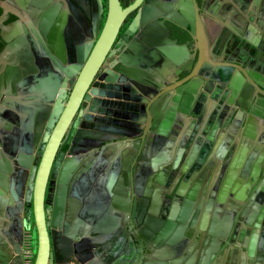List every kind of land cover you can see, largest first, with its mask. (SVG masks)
I'll list each match as a JSON object with an SVG mask.
<instances>
[{
  "label": "flooded vegetation",
  "instance_id": "flooded-vegetation-1",
  "mask_svg": "<svg viewBox=\"0 0 264 264\" xmlns=\"http://www.w3.org/2000/svg\"><path fill=\"white\" fill-rule=\"evenodd\" d=\"M20 1L8 0L11 12L2 27L18 18L15 11L24 12ZM121 2L124 7L136 4L93 76L60 147L68 146L64 151L68 157L73 139L84 136L78 134L82 130L91 132L84 138L101 142L98 147L120 140L139 142L137 150L126 146L124 152L116 150V145L108 146L101 158L90 150L94 144L79 143L88 148L79 150L85 154L80 169L98 163L95 173L87 176L90 190L81 198L92 200L98 210L106 197L105 178L111 177L110 171L123 153L131 158L134 155L131 164L139 172L130 179L129 216L127 223L122 217L114 231L90 236L92 240L77 253L83 263L74 254L60 262L54 258L53 264H264V249L259 247L264 246V103L256 104L244 88L230 86L236 70L248 73L247 77L255 73L264 83V0H195L203 22L194 32L190 25L182 27L168 18L175 16L174 11L182 16L184 10L194 11L189 0ZM145 5L162 13L158 19L167 28L158 31L160 41L156 44L149 42L147 25L129 29L131 19ZM95 6L97 22L100 14L103 16L96 27L102 29L109 0H96ZM23 25L0 29L2 50L7 45L2 31L11 41L28 36L27 43L0 61V75L9 66L22 67L20 54L30 49L29 45L44 55L40 35L32 30L37 24ZM175 44L189 49V56L180 62ZM225 66L234 71L227 73ZM147 75L155 81L147 84ZM195 78L199 84L191 91L186 85L196 83ZM67 90L70 94L71 89ZM192 97L195 100L190 103ZM155 108L160 109L156 123ZM0 115L3 140L7 132L17 139L19 131L7 129L3 110ZM251 115L254 117L249 118ZM43 152H35L33 165H39ZM3 153L11 162L12 173L5 180L7 190L1 189L10 197L20 180L13 141ZM258 158L261 170L251 183V167ZM0 217L3 227L8 220L3 209ZM99 218L100 213L95 215ZM252 236L257 248L250 261L243 251Z\"/></svg>",
  "mask_w": 264,
  "mask_h": 264
},
{
  "label": "water",
  "instance_id": "water-1",
  "mask_svg": "<svg viewBox=\"0 0 264 264\" xmlns=\"http://www.w3.org/2000/svg\"><path fill=\"white\" fill-rule=\"evenodd\" d=\"M21 1L19 5L24 12L15 11L18 18L2 27L11 12V5L8 0H0L3 7L0 29H19L24 27L23 23H36L32 30L40 35L44 55H39L37 47L29 45L30 49L20 54L23 58L22 67L16 69L9 66L0 75V100H4L0 104V110L7 117V120L4 119L5 127H14L19 131L17 139L8 132L5 133V140L0 135V210L3 209L8 216V220L3 222L4 226L0 227V264H53L54 258L60 262L74 254L76 260L83 263L77 253L92 240V234L114 231L122 217L127 223L131 196L130 179L131 176H137L139 171L131 164V160L135 161L134 155L132 158L131 154L126 155V158L123 153L121 160L110 171L111 177L105 178L106 197L98 210L92 200L81 198L90 190L87 176L95 173L94 167L98 163L91 162L89 166L87 164L88 167L80 169L81 159L85 154H79V150L88 148L79 146V143L94 144L90 150L97 152V157L101 158L102 151L108 146L116 145V150L124 152L126 146L129 150H137L135 144L139 142L120 140L98 147L101 142L84 138L91 132L82 130L78 134L84 136L73 139L66 158L64 151L68 146L61 148L60 144L93 76L114 43L126 15L136 3L124 7L121 0H109L107 17L101 29L99 25L103 16L100 14L97 22L96 0H65L66 4L62 0ZM189 1L195 7L194 11L188 13L184 10L185 16L174 11L173 18L167 17L179 26L190 25L194 32L196 25L201 26L203 20L197 12L195 0ZM160 14L162 13L153 5H145L131 19L129 29L135 30L147 25L149 42L156 44L160 41L158 31H167L164 21L158 19ZM1 36L7 45L0 52V61L15 52L20 44L27 43L28 38L20 35L15 41H11L3 31ZM172 46L181 56L179 62L189 56L186 45ZM38 64L41 65V73ZM223 69L227 73L234 71L233 67L225 66ZM247 74L236 70L230 86L235 89L244 88V93L254 98L256 104L264 103V83L257 74H249L248 77ZM149 80L155 81L147 75L144 81L149 84ZM195 81L196 83L191 81L186 87L192 91L198 86L199 78H195ZM68 88L71 89L70 94ZM194 100V97L190 98V103ZM159 110L153 109L155 123L159 119L156 114ZM253 117L251 115L249 118ZM14 122L20 124V127ZM77 123L78 120L75 124ZM249 125L248 122L245 131ZM152 126L157 129L156 124ZM10 140L14 142V151L20 165V180L17 191L6 197L2 189L6 191L9 187L5 180L7 174L12 173V169L11 162L3 151L7 150L12 142ZM41 149L44 150L42 159L39 165H33L35 152H40ZM259 161L260 158L251 167V183L256 181L261 170ZM79 174L82 176H77ZM98 213L101 218L96 220L95 215ZM148 218L153 222L157 221L156 218ZM34 230L37 233L35 253ZM147 236L151 237L153 234ZM213 238H216V234ZM244 245L247 251H243V255H249V260H253L257 248L255 237L252 236L251 242ZM259 247L264 249V246ZM28 249L30 256L26 255Z\"/></svg>",
  "mask_w": 264,
  "mask_h": 264
},
{
  "label": "trees",
  "instance_id": "trees-1",
  "mask_svg": "<svg viewBox=\"0 0 264 264\" xmlns=\"http://www.w3.org/2000/svg\"><path fill=\"white\" fill-rule=\"evenodd\" d=\"M3 13V7L0 5V16L1 14ZM15 16L12 15V18H14ZM2 47H3V42L0 40V51L2 50ZM36 241H37V233L36 231L34 230V253L36 251Z\"/></svg>",
  "mask_w": 264,
  "mask_h": 264
},
{
  "label": "built area",
  "instance_id": "built-area-1",
  "mask_svg": "<svg viewBox=\"0 0 264 264\" xmlns=\"http://www.w3.org/2000/svg\"><path fill=\"white\" fill-rule=\"evenodd\" d=\"M28 251H29V249H28V250H26V255H27V256H30V254H29V252H28ZM25 264H29V263H28V262H25Z\"/></svg>",
  "mask_w": 264,
  "mask_h": 264
}]
</instances>
